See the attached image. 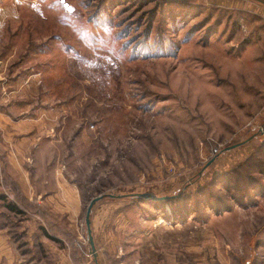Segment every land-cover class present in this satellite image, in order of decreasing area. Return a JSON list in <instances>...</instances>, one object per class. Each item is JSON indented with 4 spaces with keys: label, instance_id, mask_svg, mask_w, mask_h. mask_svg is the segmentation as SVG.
Wrapping results in <instances>:
<instances>
[{
    "label": "rangeland",
    "instance_id": "rangeland-1",
    "mask_svg": "<svg viewBox=\"0 0 264 264\" xmlns=\"http://www.w3.org/2000/svg\"><path fill=\"white\" fill-rule=\"evenodd\" d=\"M99 196L101 264H264V0H0V264Z\"/></svg>",
    "mask_w": 264,
    "mask_h": 264
},
{
    "label": "water",
    "instance_id": "water-1",
    "mask_svg": "<svg viewBox=\"0 0 264 264\" xmlns=\"http://www.w3.org/2000/svg\"><path fill=\"white\" fill-rule=\"evenodd\" d=\"M236 146H231V147H228L226 148L224 151H230L231 149L235 148ZM211 164V162H209L205 167H204V170ZM202 173V172H201ZM201 173H199V176L201 175ZM110 197H113V196H110ZM145 198L146 195L144 194H132V195H129L127 198L131 199V200H140L141 198ZM103 197L102 196H99L93 200H91V202L89 203L87 209H86V212H85V217H84V225H85V239H86V242H87V245H88V249H89V254H90V257H91V260L93 262V264H101V261H100V257H99V254L98 252L96 251V248H95V244H94V239H93V228H92V210H93V207L94 205L100 201ZM154 198V197H153ZM124 199V198H123ZM156 199V198H154Z\"/></svg>",
    "mask_w": 264,
    "mask_h": 264
},
{
    "label": "trees",
    "instance_id": "trees-1",
    "mask_svg": "<svg viewBox=\"0 0 264 264\" xmlns=\"http://www.w3.org/2000/svg\"><path fill=\"white\" fill-rule=\"evenodd\" d=\"M9 209H10V210H14L11 206H9ZM15 211H16V210H15Z\"/></svg>",
    "mask_w": 264,
    "mask_h": 264
}]
</instances>
